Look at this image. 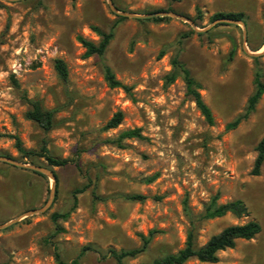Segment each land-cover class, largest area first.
<instances>
[{
	"label": "rangeland",
	"instance_id": "1",
	"mask_svg": "<svg viewBox=\"0 0 264 264\" xmlns=\"http://www.w3.org/2000/svg\"><path fill=\"white\" fill-rule=\"evenodd\" d=\"M111 2L136 17L115 13L108 0H0V225L21 217L0 229V264H58L56 253L65 262L81 255L80 264H116L109 249L137 248L139 234L154 231L146 250L125 264L150 262L183 248L191 221L201 246L251 220L261 231L219 251L216 263L184 264H264V162L251 174L264 135V94L235 128L226 127L244 113L256 72L264 83V0ZM217 12H242L245 28L212 20ZM92 26L113 38L102 56L84 57L77 36L97 43ZM174 56L201 85L213 124L186 93L182 74L169 80ZM56 59L66 64V81ZM105 66L132 95L107 86ZM34 102L55 109L50 130L25 117ZM116 111L121 123L105 130ZM133 128L145 138L106 142ZM17 139L30 156L17 150ZM42 147L69 163L49 165ZM215 196L217 204L243 201L247 215L201 220Z\"/></svg>",
	"mask_w": 264,
	"mask_h": 264
},
{
	"label": "trees",
	"instance_id": "2",
	"mask_svg": "<svg viewBox=\"0 0 264 264\" xmlns=\"http://www.w3.org/2000/svg\"><path fill=\"white\" fill-rule=\"evenodd\" d=\"M119 19H123V17H119ZM168 17H155L153 21L159 20H167ZM219 19H231L237 20L245 23V16L242 12L236 13H224L217 12L212 16V20ZM92 30L99 36V41L94 43L90 40L83 38L82 36H77V41L81 44V46L85 49L84 57H89L92 55L102 56L113 38L112 30L105 32L100 30L99 28L92 26ZM233 50L230 51V58L233 56ZM162 53H160L161 55ZM172 66L174 68V72L170 75L169 80L172 81L175 78L176 73L180 72L182 74L186 93L193 99L197 109L200 111L204 120L208 124H213V116L208 105L203 101L199 90L201 85L191 76L189 70L178 60L176 56L172 58ZM54 69L58 75V77L64 81H66L68 77V70L66 64L61 59H56L54 61ZM103 78L107 86L111 89L119 88L122 89L128 95H132V87L126 84H123L118 79H116L112 70L108 67H104ZM254 83V91L249 96L247 100V104L244 110V113L238 116L234 121L228 123L226 127L228 129L235 128L240 120L246 118L249 114H251L259 102L261 96L264 94V83L261 80V75L256 72L253 79ZM55 109H43L38 103L34 102L31 105V108L25 112V117L35 123H37L42 129L50 130L53 127L54 123V114ZM123 119V113L121 111H116L111 118L104 125V129H114L116 128ZM144 139V135L142 134L140 128L127 129L118 134L115 139H107L106 142L115 143L118 146L121 145V142L125 139ZM16 148L23 156H30L32 154L31 151H27L21 146L20 141L17 139ZM40 156L44 157L45 160L51 166L63 167L69 163V159L67 158H56L51 156L46 148H41ZM264 162V135L260 138L256 145V157L253 163V167L251 170V174L254 176L259 175L261 166ZM157 175H153L146 179V182H152L155 180ZM84 189H79L76 193H81ZM130 200L142 201L145 199L142 195H131L128 197ZM217 197H213L211 201L204 207L203 213L200 216L201 220H209L213 218L222 217L228 213L232 214L237 218H241L247 215L248 210L243 201L237 199L233 201H228L222 204H217ZM76 205V196L74 195L73 207ZM69 214V211L65 213H54L52 214V220L56 221L58 218H66ZM196 229L194 221L190 222V227L186 233V240L184 247L178 250L175 253L166 254L164 256L155 258L150 262H142L138 264H184L189 259H196L199 262L205 263H216L218 261V252L224 251L226 249H231L235 246L236 241L239 239L242 240H250L255 237L260 231L261 226L257 221L251 220L244 224H236L230 225L222 229L219 233L212 235L206 243L201 246H197L196 244ZM154 231L149 232L148 236H144L139 234L141 244L137 248L129 249V250H115L109 249L108 252L111 258L115 261L116 264H125L126 260L134 259L141 253H143L147 246L149 245L152 235ZM80 256L78 255L74 259L69 262H65L60 259L59 254H55V259L58 264H80Z\"/></svg>",
	"mask_w": 264,
	"mask_h": 264
},
{
	"label": "water",
	"instance_id": "3",
	"mask_svg": "<svg viewBox=\"0 0 264 264\" xmlns=\"http://www.w3.org/2000/svg\"><path fill=\"white\" fill-rule=\"evenodd\" d=\"M108 3H109V6H110L111 10H113L115 13L120 14V15H124V16H129V17H136L135 15L125 14V13L120 12V11H118L117 9H115V8L113 7V5H112L111 0H108ZM157 14H158V13H157ZM157 14H149V15H146V17H152V16H155V15H157ZM162 14L167 15V16H174V17H177V18H180V19H183V20H187V19H185L184 17L179 16V15H176V14H174V13H162ZM187 21H189V20H187ZM216 21H217V22L235 23V24H237V25H241L243 28H245V23H243V22H241V21H237V20H231V19H219V20H216ZM245 37H246V31H245V29H244V31H243V38L245 39ZM5 161H6L7 163H10V164H13V165L23 166L22 164H20V163H16V162H14V161H12V160H10V159H5ZM31 168L34 169V170H37V171H39V172L45 173V174H46V173L51 174L50 172H47V171H45V170H43V169H41V168H37V167H33V166H32ZM51 177L54 179V177H53L52 175H51ZM51 196H53V189H51ZM49 202H50V199H49L48 203H49ZM32 212H35V211H32ZM23 216H26V215H23ZM20 218H21V217H17L16 219H13V220H11V221H9V222H7V223H4V224L0 225V229L9 226L10 224L16 222V221L19 220Z\"/></svg>",
	"mask_w": 264,
	"mask_h": 264
}]
</instances>
